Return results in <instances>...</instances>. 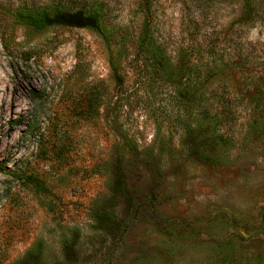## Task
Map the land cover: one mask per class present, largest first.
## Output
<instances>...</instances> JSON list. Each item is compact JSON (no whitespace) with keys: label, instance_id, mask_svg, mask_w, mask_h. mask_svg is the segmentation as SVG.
Segmentation results:
<instances>
[{"label":"rangeland","instance_id":"obj_1","mask_svg":"<svg viewBox=\"0 0 264 264\" xmlns=\"http://www.w3.org/2000/svg\"><path fill=\"white\" fill-rule=\"evenodd\" d=\"M0 264H264V0H0Z\"/></svg>","mask_w":264,"mask_h":264},{"label":"trees","instance_id":"obj_2","mask_svg":"<svg viewBox=\"0 0 264 264\" xmlns=\"http://www.w3.org/2000/svg\"><path fill=\"white\" fill-rule=\"evenodd\" d=\"M18 16L25 20L34 29L40 30L56 24H67L73 26H86L102 32L101 14L97 9H75L67 10L55 6L51 8H40L19 12ZM158 53H153L158 57ZM210 124L203 120L197 125L189 127L186 131L187 141L193 148L194 153L204 161H215L211 154L215 151L214 145L218 143L209 135Z\"/></svg>","mask_w":264,"mask_h":264}]
</instances>
